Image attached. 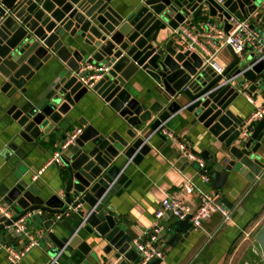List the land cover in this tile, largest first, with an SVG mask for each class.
I'll return each mask as SVG.
<instances>
[{"label":"water","instance_id":"95a60500","mask_svg":"<svg viewBox=\"0 0 264 264\" xmlns=\"http://www.w3.org/2000/svg\"><path fill=\"white\" fill-rule=\"evenodd\" d=\"M113 3L0 0V120L6 127L13 125L9 156L25 160L34 149L43 151L41 143H51V135L58 148L67 137L71 112L89 91L121 117V124L109 133L79 120L84 125L82 132L61 149L60 163H53L62 182L61 195L44 199L40 194L43 186L27 178L28 169L19 162L8 177L10 185H0L3 201L15 211L10 218L0 216V244L21 236L12 224L32 212L26 220L38 222L44 229L43 239L50 242L48 252L57 258V264H63L61 256H66L65 264L101 262L92 245L82 240V232L91 236L94 246L104 243L102 252L120 258V264L139 262L127 226L112 213L111 198L120 196L130 183L125 173L128 163L137 164L150 152L151 135L167 140L160 128L175 113L191 117L192 125L201 124L211 135L214 149L200 155L211 162V185L225 206L231 204L222 189L232 181V173L252 183L264 172V117L246 123L230 108L239 101L242 89L264 104V39L259 50L251 49L241 57L227 45L232 60L221 73L214 70L215 65L205 64L196 51L179 46L173 37L165 43L159 39L160 31H174L181 24L200 31L199 17L220 22L227 31L231 16H255L250 27L257 30L258 23L264 24V0H142L128 14L118 12ZM55 61L62 67L36 92L35 75ZM85 64L104 68L91 89L79 80L92 73L79 71ZM145 78L155 83L151 98H139L130 89L131 81ZM219 151L228 155L226 161H218ZM70 209L79 218L73 227L54 216ZM45 213L53 216L43 221ZM191 230L189 217L176 219L172 231L163 233L162 239L168 237L167 243L174 245ZM253 239L264 258V227ZM160 263V258H153L146 264Z\"/></svg>","mask_w":264,"mask_h":264},{"label":"crops","instance_id":"0c3cea01","mask_svg":"<svg viewBox=\"0 0 264 264\" xmlns=\"http://www.w3.org/2000/svg\"><path fill=\"white\" fill-rule=\"evenodd\" d=\"M141 2L142 0H114L113 6L118 12L128 14L140 6ZM189 18L191 19V17ZM196 21L202 26L203 21L200 17ZM262 25L264 24L258 23L257 28L261 33L264 31ZM192 29L195 30L194 27ZM172 35L173 31L166 28L160 31L159 39L165 43ZM208 48L214 52L212 47L208 46ZM197 51L201 55L203 54V52ZM214 60L224 68L231 62L232 55L224 47L215 54ZM53 64L44 68L40 75H35L36 92L43 89L62 67V63L58 61ZM131 82L133 86L130 89L139 98L144 96L151 98V95L155 94L153 90L155 83L149 78ZM263 105L260 97L250 103L244 95H241L239 101L234 102L230 108L235 115H239L247 122L252 112ZM71 118L72 122L65 132L67 135L76 128H84L79 120L86 121L88 125L106 133L114 130L117 124H121V117L117 112L92 91H89L79 101L71 112ZM190 119L191 117H186L183 113H175L165 122V126L176 135L187 139L196 153L200 154L204 150L214 149L209 132L201 124L192 125ZM5 121H8V118H5ZM12 126L6 127L0 120V185H10L8 177L10 173L14 172L13 169L20 164L21 167L28 169L27 178L29 177L31 180H33L32 176L36 171L43 169L37 181L43 186L40 194L44 199L52 194L61 195L62 182L58 176V169L55 164H48L52 154L57 150L58 141L54 135H51V143H41L43 151L34 149L25 156V160H18L14 154L8 155V145L13 135ZM166 139L164 140L156 134L151 135L152 148L150 152L142 156L137 164L128 163L125 173L128 175L130 183L120 196L111 198L114 209L112 213L127 226V232L133 239H146L149 236L155 222L154 212L164 197L182 198L192 209L198 206L199 199L196 194L187 195L183 192V184L187 179L191 180L201 191L212 193L222 202V198L218 194L219 191L214 190L211 185L213 179L211 168H209L211 162L204 158L211 176L210 182L206 183L202 180L197 165L192 162L185 165L183 158L179 157L176 144L170 139ZM217 157L220 162L228 159V155L220 151ZM18 162V165H14ZM237 177L238 181L235 180ZM231 178L232 181L222 189L224 199L231 204L230 208H233L231 222L222 225V216L219 213H213L202 221L200 228L192 229L182 241L179 240L174 245H170L167 243L168 237L162 239V235L172 231L176 219L171 216L164 217L160 222L169 225V230L159 236L158 244L164 253L160 258V264H264V258L253 239L255 232L264 227V172L257 176L252 183L247 182L236 173H232ZM0 202L5 203L1 194ZM78 207L80 206H76V209ZM13 212H15L14 209ZM51 216L53 215L45 213L43 221ZM61 219L66 220L72 227L79 222V218L75 217L71 209ZM26 225L39 244L32 247L17 264L49 263L52 258L48 252L51 244L43 239L44 229L38 222L26 220ZM61 230L65 232L66 229L61 227ZM52 231L57 233L55 227L52 228ZM211 233L213 235L208 239V235ZM80 234L82 240H86L92 245V251H95L96 256L101 259L99 264H120V258L115 259L111 254L105 255L102 252L101 248L105 245L104 243L94 246V241L90 242V235L85 232ZM24 242L25 239L22 236L9 237L7 240V244H12L16 248L22 247ZM65 257H60L61 261L64 260L63 264H65ZM0 264H8L3 251H0ZM127 264L132 263L128 262Z\"/></svg>","mask_w":264,"mask_h":264},{"label":"built area","instance_id":"2783aa9c","mask_svg":"<svg viewBox=\"0 0 264 264\" xmlns=\"http://www.w3.org/2000/svg\"><path fill=\"white\" fill-rule=\"evenodd\" d=\"M216 1L218 3L223 2V0ZM201 13L202 17L206 15L205 11H202ZM254 18L255 16H248L246 18L239 19L235 16H231L228 20L230 28L227 31L224 30L220 23L215 22L210 18H204L202 20L203 24L200 31L195 32V30L188 25L181 24L173 31L172 37L174 41L184 49L196 51L197 53V50L203 52V56L200 53L199 54L202 56L204 63L213 64V66L215 65L213 67L214 70L217 73H221L223 67L218 65L214 60L215 54L220 49L229 45L233 49L234 53L240 57L251 49H260L264 39V34L250 27L251 21ZM208 46L212 47L214 52H211ZM103 69L104 68L102 66L95 64L82 65L79 69L80 72L90 70L92 73L80 77L79 80L86 88L91 89L95 82L100 79L101 75L99 73ZM244 87H246V85ZM241 93L248 102H253L254 98L249 92L242 89ZM262 117H264V105L257 107L252 112L246 123ZM81 132L82 128H76L71 131L60 143L57 150L54 151L48 161V164L60 163L61 149H64L67 145L73 143L74 139ZM160 133L176 144V149L180 158L197 165L200 176L204 182H210L211 176L206 166L205 159L193 150L191 143L187 139L176 135L172 130L165 126V123L161 126ZM42 170L43 169L36 171L32 176V179L37 180ZM183 192L187 195L196 194L199 199L198 206L195 209H192L182 198L169 196L164 197L160 201L159 207L154 212L155 222L151 228L149 236L146 239H133V244L140 257L137 264H146L150 259L163 257V250L158 243L160 234L169 230V225L162 224L160 222L166 216H171L178 220H184L189 217L193 230L200 228L202 221L209 218L213 213H219L222 216V225L231 222L233 208L225 206L212 193L201 191L200 188L194 185V183L189 179H187L183 184ZM71 209L75 210L76 206H73ZM13 213V209L9 205L0 202V216L10 218ZM31 214V212L27 213L12 224L14 232L19 233L25 239L22 247L16 248L14 245L7 243L0 244V251L5 252L8 264L19 263L22 257L32 247L39 244L36 237L29 232L26 225V219ZM55 217L60 220L63 217V214H56ZM212 235L213 233L209 234L208 239L212 237ZM54 263H57L56 257H52L47 264Z\"/></svg>","mask_w":264,"mask_h":264},{"label":"trees","instance_id":"16d2710c","mask_svg":"<svg viewBox=\"0 0 264 264\" xmlns=\"http://www.w3.org/2000/svg\"><path fill=\"white\" fill-rule=\"evenodd\" d=\"M209 168H211V166H209Z\"/></svg>","mask_w":264,"mask_h":264}]
</instances>
